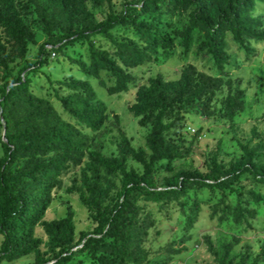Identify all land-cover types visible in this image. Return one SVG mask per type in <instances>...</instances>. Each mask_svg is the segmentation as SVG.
Returning <instances> with one entry per match:
<instances>
[{
	"label": "trees",
	"instance_id": "1",
	"mask_svg": "<svg viewBox=\"0 0 264 264\" xmlns=\"http://www.w3.org/2000/svg\"><path fill=\"white\" fill-rule=\"evenodd\" d=\"M90 1L96 4L109 3L110 0H31L37 16L52 44L56 33L66 41H85L89 53V65L83 62L80 68L88 74L98 77L104 71L110 74L114 84L108 87L110 94L128 89L132 76L127 69L151 61L157 48L166 52L174 46V39L163 35L154 25L130 19L129 10L135 15L137 8L126 9L118 17L110 15L104 21H95L88 7ZM142 10H154L168 3L173 9L189 10L188 24L177 36L178 44L188 51L196 36H200L198 52L206 53L212 60L219 76H229L226 64L229 55L226 52V38L230 34L233 41L245 45L250 40H263L264 20L255 15L256 4L264 0H142ZM80 23V28L76 24ZM129 25L138 35L143 46L132 41L111 38L114 51L96 45V37H110L111 30ZM0 62L7 57L25 60L27 44L33 39V33L19 17L14 0H0ZM231 78L228 79V82ZM64 96L57 99L64 112L78 123L92 131H98L106 121L107 107L96 100V94L89 80L71 78L57 81ZM222 78L198 73L194 67H187L178 80L166 81L161 76L152 79L150 86H141L137 100L131 106V112L139 119L141 126L151 125L147 142L151 150L149 160L140 153L135 157L144 166V173L127 170L123 158H109L99 151L86 152L88 136L74 124L66 121L48 101L34 96L27 77L12 79L7 88L0 89L3 103L2 116L5 117L3 158L0 161V232L3 244L0 249L1 261H14L24 255L36 253L38 264H46L40 259V247L43 239L35 234L42 227L49 244L57 251L53 258L66 263L70 252L78 244L99 264H144L147 255L142 243L152 227L150 213L137 204L136 189L143 181L160 177L163 188L151 187L143 191L142 199L150 202H167L186 195L188 187H225L229 186L237 173L251 171L257 176L258 183L264 185V163L254 161V151L244 147L245 157L241 163L232 164L230 169L217 161L213 155L210 169L205 180L198 169H183L173 174V164L182 158V153L169 138L174 125L167 122L169 109L174 103L183 102V106H195V102L210 90L218 89ZM243 90H236L227 96L224 102L225 116L231 120L238 111L244 109ZM85 159H87L85 161ZM83 190L80 199L89 211L94 223L90 232H83L77 240L75 235L74 214L68 211L61 219L45 220L51 204V192L60 183V176L70 165H82ZM153 174V175H152ZM120 175L123 188L122 200L108 210L104 201L108 189L104 180L114 186L109 177ZM109 178V179H108ZM255 201L261 200L259 195ZM200 211L197 200L190 205L188 226L195 222ZM233 221L240 223L246 215L254 216V210L244 209L240 204L229 212ZM223 219L226 216L222 217ZM83 241V242H82ZM231 245L222 246V255L218 264H229Z\"/></svg>",
	"mask_w": 264,
	"mask_h": 264
},
{
	"label": "rangeland",
	"instance_id": "2",
	"mask_svg": "<svg viewBox=\"0 0 264 264\" xmlns=\"http://www.w3.org/2000/svg\"><path fill=\"white\" fill-rule=\"evenodd\" d=\"M14 3L19 17L33 33L26 53V59L31 64L9 57L0 62V89L7 88V83L12 79L27 77L34 96L48 101L66 121L88 136L87 153L97 150L109 158H123L127 170L133 169L143 174L144 166L129 148L148 161L151 150L147 137L152 127L150 124L141 126L140 118L135 117L130 110L137 100V92L141 86H150L152 79L157 76L166 81L178 80L182 72L192 66L198 73L204 72L214 79L221 77L222 85L197 100L195 106H183V102H177L169 109L166 121L174 123L169 138L183 155L174 162L173 174L183 169H198L205 180L213 155L226 169H230L232 164L244 160V147L254 151V161L264 163V39L239 45L228 34L226 52L230 59L226 70L230 75L219 76L211 58L197 50L200 36L195 37L188 51L178 44L177 34L188 24L189 10L173 9L165 3L157 9L143 11L142 0H110L103 4L90 1L88 7L95 21H104L110 15L120 17L127 8L135 7L138 9L135 15L129 10L130 19L154 25L163 35L174 39V46L168 52L157 48L151 61L127 69L132 81L126 91L110 94L108 87L115 82L109 73L102 71L98 77H94L75 62H83L85 67L89 65L85 41H66L56 33L54 42L46 44L41 51V45L47 42V35L35 7L31 0H14ZM255 11V15L264 20V2H258ZM76 28H80V23L76 24ZM110 33V37L97 36L96 45L111 54L114 51L111 38L143 46L129 25L118 26ZM0 34L4 40L1 28ZM71 78L88 79L96 100L105 103L107 117L100 130L94 132L86 128L63 111L57 95L64 96L67 92L60 89L56 82ZM229 78L231 82H228ZM239 89L243 90L244 109L229 120L225 116L224 102L227 96ZM2 106L0 100V139L4 141L5 117L2 116ZM2 158L0 142V161ZM84 164L70 165L61 174L60 183L51 192V204L45 215V220L50 221L61 219L68 211H72L77 240L81 233L94 228L89 211L80 199L84 193L81 177ZM256 177L251 171L239 172L229 186L188 187L186 195L167 202L143 200V191L151 187L163 188L157 173L153 178L143 180L136 189L137 204L142 207L143 213H150L152 219V227L142 243L147 255L144 264H218L224 244L231 245L229 264H264V185L258 183ZM109 178L114 186L104 180L108 189L104 205L108 210L121 201L123 195L120 175ZM256 195L261 200L255 201ZM193 200L199 202L200 211L189 227L187 220ZM237 204L244 209L254 210V216L246 215L240 223L234 222L228 212ZM224 216L225 219L222 218ZM35 234L43 239L40 259L45 260L46 264H99L90 253L81 249V244L72 249L66 263L58 262L53 258L57 250L49 244L43 228L38 227ZM2 244L3 234L0 232V249ZM0 264H38V257L36 253H30L14 261H1Z\"/></svg>",
	"mask_w": 264,
	"mask_h": 264
},
{
	"label": "water",
	"instance_id": "3",
	"mask_svg": "<svg viewBox=\"0 0 264 264\" xmlns=\"http://www.w3.org/2000/svg\"><path fill=\"white\" fill-rule=\"evenodd\" d=\"M4 126H5V124H4ZM5 140V139H4Z\"/></svg>",
	"mask_w": 264,
	"mask_h": 264
}]
</instances>
